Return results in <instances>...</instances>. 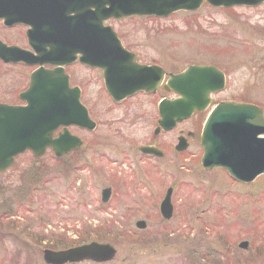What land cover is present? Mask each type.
Returning a JSON list of instances; mask_svg holds the SVG:
<instances>
[{"label": "rangeland", "instance_id": "1", "mask_svg": "<svg viewBox=\"0 0 264 264\" xmlns=\"http://www.w3.org/2000/svg\"><path fill=\"white\" fill-rule=\"evenodd\" d=\"M104 23L166 71L189 64L223 69L228 87L215 100L244 99L264 111V3L227 9L203 3L167 17L135 15ZM76 69L75 81L98 126L92 132L73 130L84 139L77 153L55 157L47 150L36 157L27 151L0 174V264H46L44 248L91 240L113 245L114 259L72 264H264V174L241 184L222 168L204 170L196 138L184 154L174 150L177 130L200 131L207 111L160 134L165 154L146 161L150 171L135 145L149 139L158 95L131 100L130 109L117 106L94 71ZM18 74L13 68L0 78ZM107 186L112 194L103 202ZM168 187L174 208L164 219L159 204ZM139 220L144 227L137 226ZM243 240L246 249L239 247Z\"/></svg>", "mask_w": 264, "mask_h": 264}, {"label": "water", "instance_id": "2", "mask_svg": "<svg viewBox=\"0 0 264 264\" xmlns=\"http://www.w3.org/2000/svg\"><path fill=\"white\" fill-rule=\"evenodd\" d=\"M27 1L0 0V11L4 12L0 15L15 17L12 12H16L20 19L27 13L40 15L39 21L45 20L38 6L39 0H30L31 3ZM68 1L73 0H66V4L70 3ZM203 1L74 0L76 4L81 3L84 9L77 10L75 19H70L71 23L67 19L60 21L58 25L66 23V41L76 43V49L83 54L81 57L83 61L103 69L105 87L115 99H122L137 90L154 88L145 86L149 79L146 67L136 65L132 61L123 64L124 56L132 54L120 46L116 33L110 26L103 25V21L110 17L121 18L134 14L167 16L180 9L195 10ZM205 1L213 6L228 7L255 5L264 0ZM45 16L49 17L45 20L46 24L55 23L51 21L50 15ZM124 67L125 70L132 67L134 73H128V70L126 73L123 72ZM39 75L32 76L28 92L23 93V98L28 103L26 106L0 105V115L7 118L0 119V171L13 162L15 155L27 149L35 156H41L47 147H51L57 156H61L78 147L81 139L71 135L66 129L64 133L53 137V132L60 123H70L64 118H71L72 123L89 129L95 126L94 121L89 118L87 109L79 102L78 96L72 99L65 97L64 105V97L59 93L63 86L60 82V72L47 71ZM155 78L159 81L162 72L157 73ZM221 81L220 71L209 65H190L180 73L171 74L168 83L181 97L163 99L160 102V119L155 131L158 132L160 128L169 130L176 123L190 117L195 110H204L209 103L207 94L220 88ZM115 82L120 83L121 87L115 88ZM214 82L220 84L213 87ZM200 138L204 150L201 164L205 169L223 167L230 176L242 182H251L264 173V114L258 106L250 103H219L207 116ZM184 147L180 139L177 148ZM138 149L145 153L162 154L159 149L149 145H141ZM109 194V188L103 190V201L108 200ZM170 195L171 188L167 190L160 205L161 214L165 218L172 215ZM136 224L138 227L145 226L142 220ZM239 246L247 248L248 242L243 241ZM115 253V248L109 243L91 241L58 251L45 249L43 258L50 264L79 262L85 259L100 262L111 260Z\"/></svg>", "mask_w": 264, "mask_h": 264}, {"label": "flooded vegetation", "instance_id": "3", "mask_svg": "<svg viewBox=\"0 0 264 264\" xmlns=\"http://www.w3.org/2000/svg\"><path fill=\"white\" fill-rule=\"evenodd\" d=\"M28 2L31 3L32 1L28 0ZM40 9L43 12V15L46 19H49V17L45 16V14L50 15L51 21H55V23L46 24L45 23L46 19L39 21L40 15L35 16L32 14H27V13L23 14V16L27 20L26 23L19 22L16 20L18 17V13L16 12H12V14L13 13L15 14V17H12V18L5 17L6 16L5 14L0 15V76L11 72L13 68L15 69L17 68V70L20 73L18 74L16 79H1L0 78V104L15 106V105H24L26 103V101L22 97V94L26 91L27 88H29L31 73L37 70L38 68L50 70L55 67L54 65H49L47 62H45L44 61L45 57L43 56L44 51L48 52L49 49L50 50L52 49L53 51L52 55L58 56L60 60H66L67 57L74 56L73 61L71 60V62L69 63H62L59 65V67L62 69L61 70L62 76H67L66 79L68 80V87L71 89L72 88L79 89L80 101L87 107L91 118L96 122V127H95L96 129L98 126V122L95 119L94 114L92 113V108L90 107L91 105L88 106L87 103H85L84 98H83L84 89L79 83L75 81V80H78L76 78L79 76L76 68L80 67L81 69L84 68L87 71L88 70L94 71L96 75H98L101 78L103 82V88H104L103 70L98 68L97 66L83 64L81 61V54L76 49V43L75 42L73 43L71 41L69 42L66 41V34H65L66 23L64 25H58L60 21H66V12L63 7L55 8L53 1L49 2V0H47L45 5L43 7H40ZM1 13H4V12L0 11V14ZM68 22L71 23L69 19H68ZM31 24H32V27H31ZM121 46L125 48L127 51L132 53V56L131 55L127 56V59L124 61L125 63H127L128 61H132L133 63L136 62L140 65H145V66H150V67H153V66L160 67L164 71L163 80L160 79L158 81L154 76V72H156V69L154 68V69L149 70L150 71L149 81L147 82L145 86H147L148 88L151 87L154 89H148V90L143 89L141 91L134 93L133 95H130L118 101L113 100L112 97L109 95V93L104 88V94L111 104H115L117 106L123 105L125 106L124 108H127V109L131 108L130 103L132 102H129L131 100H134L140 96H144V97L150 96L152 98H156V96L158 95V98L155 100L154 107H153V110L157 111L156 123L155 124L150 123L151 125H149V130L151 129V134H149V139L146 141H141L139 144L135 145V148L139 152L141 158L144 159L143 163H145L149 167V170L151 171V167L149 163L146 161H151L153 159L163 157L165 154V149H166L165 146H167V143L165 142L163 143L159 139L160 134L162 135V134L170 133V132H173L174 130H177L176 129L177 126H176L175 128L170 129L168 131H162V130H160L159 132L155 131L156 127L158 126V120L160 117L159 112H158L159 102L161 101L162 98H165V97L175 98L177 96L174 93V91H172L171 89H169V91L167 90V88H169L170 86L167 78L170 73H175V72L166 71L153 58H147L143 54L139 53L136 49H134L133 45L130 43H122ZM5 47H8V48H5ZM66 47H70V48H66ZM11 50L13 53L22 54L24 57L27 58L29 62H32V64L22 61L21 60L23 58L22 55L13 57L10 54ZM218 69L221 70L224 76L223 87L220 91L211 92L209 94L211 103H217V102H222V101L248 102L244 99H241V100L222 99L218 101L215 100L218 94L224 92L227 89L228 82H229L228 80L229 77L226 74V72L221 68H218ZM126 70L132 71L133 69L129 68ZM66 79L64 78L61 80L63 81L64 86H65ZM114 84H115V88L121 87L120 83L115 82ZM219 84L220 82H214L212 83V86L217 87ZM161 92H164L165 94H168V95L161 96ZM4 96H6L5 98L15 97V100H11V101L2 100ZM151 104H152V100L150 98V105ZM149 111L152 112V108ZM0 119L6 120L7 118L0 115ZM64 128H65V125H60L56 129V132L54 133V135H57L60 131H63ZM68 128L72 133H74L73 130L88 131L86 129L80 128L77 125H72V126H69ZM92 131H88V132H92ZM74 134L78 135L77 133H74ZM182 135L186 138L185 141L187 144V148L192 145L194 138L198 139L199 137L198 131L194 132L190 130L185 131L183 129H180V130H177L176 143L178 141L179 136L181 137ZM83 144H84V139L82 138L81 146L75 150L70 151L67 155H64V156L77 153V151L82 147ZM139 145H153L154 147L161 149L163 154L157 156V154L153 155L150 153H144V152L141 153L138 150ZM176 145L177 144H174L175 152L177 154H184L185 150L178 151L176 149ZM111 193H112V188H111Z\"/></svg>", "mask_w": 264, "mask_h": 264}]
</instances>
